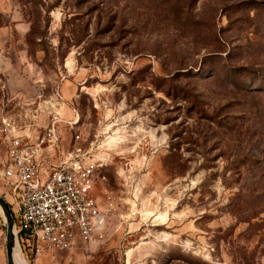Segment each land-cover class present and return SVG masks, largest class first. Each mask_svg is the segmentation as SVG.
<instances>
[{
  "label": "rangeland",
  "instance_id": "obj_1",
  "mask_svg": "<svg viewBox=\"0 0 264 264\" xmlns=\"http://www.w3.org/2000/svg\"><path fill=\"white\" fill-rule=\"evenodd\" d=\"M0 112L54 124L114 200L27 264H264V0H0Z\"/></svg>",
  "mask_w": 264,
  "mask_h": 264
},
{
  "label": "built area",
  "instance_id": "obj_2",
  "mask_svg": "<svg viewBox=\"0 0 264 264\" xmlns=\"http://www.w3.org/2000/svg\"><path fill=\"white\" fill-rule=\"evenodd\" d=\"M37 127L0 112V189L14 219L16 245L33 260L96 241L114 207L111 196L101 208L93 195L105 180L102 164L79 148L57 155L54 124Z\"/></svg>",
  "mask_w": 264,
  "mask_h": 264
},
{
  "label": "water",
  "instance_id": "obj_3",
  "mask_svg": "<svg viewBox=\"0 0 264 264\" xmlns=\"http://www.w3.org/2000/svg\"><path fill=\"white\" fill-rule=\"evenodd\" d=\"M0 210L4 226V244L6 264H16L14 261V247L16 245L15 236L13 232V216L10 207L6 200L0 195Z\"/></svg>",
  "mask_w": 264,
  "mask_h": 264
},
{
  "label": "bare ground",
  "instance_id": "obj_4",
  "mask_svg": "<svg viewBox=\"0 0 264 264\" xmlns=\"http://www.w3.org/2000/svg\"><path fill=\"white\" fill-rule=\"evenodd\" d=\"M0 214H1V210H0ZM13 256H14V261L16 264H27L24 258V254L20 252L17 245H15L14 247Z\"/></svg>",
  "mask_w": 264,
  "mask_h": 264
}]
</instances>
